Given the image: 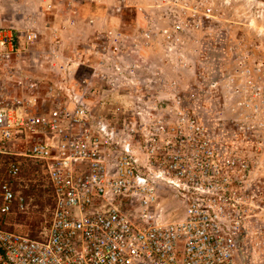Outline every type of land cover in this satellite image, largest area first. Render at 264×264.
<instances>
[{"label": "rangeland", "instance_id": "374dc122", "mask_svg": "<svg viewBox=\"0 0 264 264\" xmlns=\"http://www.w3.org/2000/svg\"><path fill=\"white\" fill-rule=\"evenodd\" d=\"M9 27L21 35L41 33L33 44L20 42L15 59L39 86L40 104L73 89L85 96L95 118L134 125L141 169L145 146L158 142L166 143L159 151L166 168L174 154L182 169L196 174H205L196 163L246 161L247 184L260 186L254 201L261 209L246 220L250 238L256 237L264 224V117L247 119L254 109L245 103L257 91L261 98L253 103L264 110L262 0H0V28ZM114 46L118 55L111 60ZM113 64L124 76L114 87L108 82ZM159 122L165 133L156 132ZM256 124L263 126L246 130ZM21 164L19 213L9 216V224L14 233L45 238L52 218L48 180L38 163ZM157 195L165 221H181L184 204L176 192L160 184ZM123 210L137 214L128 203Z\"/></svg>", "mask_w": 264, "mask_h": 264}, {"label": "built area", "instance_id": "2783aa9c", "mask_svg": "<svg viewBox=\"0 0 264 264\" xmlns=\"http://www.w3.org/2000/svg\"><path fill=\"white\" fill-rule=\"evenodd\" d=\"M19 32L0 28V158L16 159L0 180V214H10L17 202L11 181L19 178L22 160L43 168L54 210L43 241L0 229V264H264V224L251 225L258 232L249 242L245 236L248 214L261 209L254 201L259 183L246 181V161L196 163L205 171L196 174L182 169L174 154L166 168L159 157L166 143L158 142L145 146L141 169L134 125L95 118L85 96L73 89L40 104L37 83L15 61L20 42L33 44L40 34ZM108 50L118 55L116 46ZM113 66L112 87L124 79L121 66ZM251 98L247 119L257 121L264 110L253 102L261 95L255 91ZM158 124L156 132L165 133ZM140 130L147 136L145 127ZM160 184L184 204L181 221L168 223L159 212ZM125 203L136 216L123 210Z\"/></svg>", "mask_w": 264, "mask_h": 264}, {"label": "trees", "instance_id": "16d2710c", "mask_svg": "<svg viewBox=\"0 0 264 264\" xmlns=\"http://www.w3.org/2000/svg\"><path fill=\"white\" fill-rule=\"evenodd\" d=\"M263 2H264V0H262ZM0 161H3V163H2V167H0V180L2 179V177L4 176V174H5V171H6V168L12 163V162H14V161H16V159L15 158H12V157H9V156H3V157H1L0 158ZM22 162V161H21ZM22 165V164H21ZM21 173H22V166H21ZM21 173H20V176H19V178L18 179H16V180H12L11 181V184H12V189H13V191L16 193L17 192V190H19V188L21 187ZM49 188H50V186H49ZM50 190H51V188H50ZM51 212H50V216L52 217V213H53V210H54V201H53V199H52V207H51ZM17 210H15V205H14V207H13V209H12V211H11V213L10 214H7V215H2V214H0V229H3V230H5V231H8V232H14L13 231V229L11 228V226H10V224H9V222H11L10 221V219H8L9 218V216L10 215H12V214H17V213H19L18 211L16 212ZM22 218L23 217H19L18 219H17V221H20V220H22ZM50 223H51V220L49 219V222H48V224H47V231L49 230V227H50ZM46 238V237H45ZM45 238H40V239H36L35 238V240H38V241H43V240H45ZM34 240V239H33Z\"/></svg>", "mask_w": 264, "mask_h": 264}, {"label": "crops", "instance_id": "0c3cea01", "mask_svg": "<svg viewBox=\"0 0 264 264\" xmlns=\"http://www.w3.org/2000/svg\"><path fill=\"white\" fill-rule=\"evenodd\" d=\"M38 32V31H37ZM39 34H41L40 32H39ZM104 54V53H103ZM109 55V54H108ZM108 55H106L105 57H109ZM110 58V57H109ZM116 58L114 57V56H112L111 55V60H115ZM114 62V61H113ZM114 65V64H113ZM112 67H114V66H112ZM28 76V75H27ZM33 79V78H32ZM35 80V79H34ZM39 87V86H38ZM14 149L15 150H17V149H20V147H18V146H15L14 145ZM33 162V161H32ZM36 163V162H35ZM39 164V163H38ZM40 165V164H39ZM41 166V165H40ZM43 169V168H42ZM51 191V196H52V199H53V195H52V190H50ZM245 236L248 238V242L251 240V238H250V232H249V230L247 229V233L245 234ZM248 245V247H250V245L249 244H247Z\"/></svg>", "mask_w": 264, "mask_h": 264}]
</instances>
